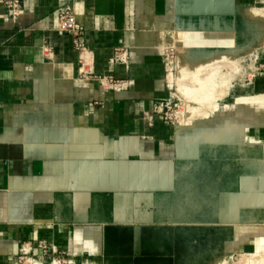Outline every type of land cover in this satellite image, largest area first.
<instances>
[{
  "label": "crops",
  "instance_id": "1",
  "mask_svg": "<svg viewBox=\"0 0 264 264\" xmlns=\"http://www.w3.org/2000/svg\"><path fill=\"white\" fill-rule=\"evenodd\" d=\"M18 1L12 14L0 0V264H180L181 238L204 257L260 248L264 80L222 106L233 124L186 132L157 106L168 48L234 46L264 0ZM60 8L82 49L57 30ZM229 171L230 188L215 176Z\"/></svg>",
  "mask_w": 264,
  "mask_h": 264
},
{
  "label": "rangeland",
  "instance_id": "2",
  "mask_svg": "<svg viewBox=\"0 0 264 264\" xmlns=\"http://www.w3.org/2000/svg\"><path fill=\"white\" fill-rule=\"evenodd\" d=\"M241 17L238 27L239 39L232 47L224 49L170 47L167 49L166 68L169 83L167 111L171 113L170 119L178 128L183 127L182 130L187 132L189 128L195 127V123H204V119L209 120L214 117V124L221 121L233 124V120H225L220 116L222 106L233 102L237 93L247 91L253 83L263 82L264 4L245 9ZM201 128L204 129V126L202 125ZM215 162L213 160L210 167L217 171ZM215 176H226V182L230 188L233 186L236 173L229 171L227 175H221L219 172ZM188 240L185 238L179 240L180 246L185 249L184 254L180 253L177 257L180 264H191L193 260L194 264H204L210 260V257L211 264H264V239L261 242L262 250L260 246L258 248L260 250L257 249L255 252H238L228 255L212 253L210 257L209 255L204 257L198 253L202 247L199 246L200 239L192 240L196 246H187ZM157 241L164 242V246H170L169 239H157ZM155 242L153 238L150 244L155 245ZM188 247L197 254L193 250L189 253ZM148 257L149 262L142 264H172L171 255H165L163 263L155 262V254H150ZM44 264L73 263L68 260H56Z\"/></svg>",
  "mask_w": 264,
  "mask_h": 264
},
{
  "label": "built area",
  "instance_id": "3",
  "mask_svg": "<svg viewBox=\"0 0 264 264\" xmlns=\"http://www.w3.org/2000/svg\"><path fill=\"white\" fill-rule=\"evenodd\" d=\"M1 1L5 2L9 11L12 14H15L17 12L19 7L18 0H1ZM56 14H57V23H56L57 30L61 32L70 33L73 37L74 47L76 49H82L84 44V26L76 20L74 12L68 8H60L56 10ZM122 53L123 52H121V50L117 48L115 50L114 60L121 58ZM80 62L81 64H83L82 58ZM163 107L165 108V111L163 113L164 116L171 118V113L167 111L169 108L168 99H166L164 102L163 101L160 102L157 106V110L163 111Z\"/></svg>",
  "mask_w": 264,
  "mask_h": 264
},
{
  "label": "bare ground",
  "instance_id": "4",
  "mask_svg": "<svg viewBox=\"0 0 264 264\" xmlns=\"http://www.w3.org/2000/svg\"><path fill=\"white\" fill-rule=\"evenodd\" d=\"M245 106H246L245 102H242V100H239L235 104L228 106V107H231V110L237 109V113H240L239 111H241L243 109V107H245ZM205 121H206V119H204V122ZM203 126H204V129H206V130H209V128H210V126H208V125H203ZM247 139L252 140L253 138L247 135Z\"/></svg>",
  "mask_w": 264,
  "mask_h": 264
}]
</instances>
